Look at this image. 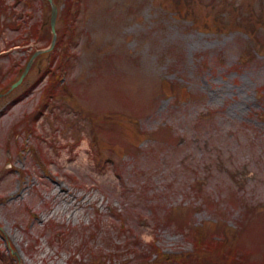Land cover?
Listing matches in <instances>:
<instances>
[{"label":"rangeland","instance_id":"rangeland-1","mask_svg":"<svg viewBox=\"0 0 264 264\" xmlns=\"http://www.w3.org/2000/svg\"><path fill=\"white\" fill-rule=\"evenodd\" d=\"M3 1L0 264H264V0Z\"/></svg>","mask_w":264,"mask_h":264},{"label":"trees","instance_id":"trees-1","mask_svg":"<svg viewBox=\"0 0 264 264\" xmlns=\"http://www.w3.org/2000/svg\"><path fill=\"white\" fill-rule=\"evenodd\" d=\"M74 0H67V7H65L66 9H64L65 13L69 10L70 8V3H73ZM4 12L5 16L8 18L5 21L3 20V18L1 19V23L3 24V22L5 24H10L11 26H18V21H16L14 19V17H10V15L8 14L9 10L7 8V4L6 2H4L3 0H0V13ZM27 33L29 36H36L37 38H49L50 37V28L48 24H45L43 22H32L30 23V25L28 26L27 29ZM59 42L61 40V36L59 35L58 38ZM48 66L44 69L43 72H46L48 75V79L46 81L47 85L45 86V91L46 93H52L54 94L56 92L57 89V85L61 84V80L60 77L63 76L62 72H61V67H62V57L60 58L59 56V52L56 51V49L54 48L51 51V57L50 60L48 61ZM62 86V85H61ZM8 85L6 82H1V86L0 89L1 90H7L8 89ZM202 242L203 240L201 238L197 239L194 245L195 249H199L202 246ZM205 244L209 245V242H206ZM155 250L158 252H162L161 249L158 246H155ZM230 251H227V254L231 255V257H236L239 256L237 254V251H235V249L230 248ZM190 257V256H189ZM191 258V257H190Z\"/></svg>","mask_w":264,"mask_h":264},{"label":"water","instance_id":"water-1","mask_svg":"<svg viewBox=\"0 0 264 264\" xmlns=\"http://www.w3.org/2000/svg\"><path fill=\"white\" fill-rule=\"evenodd\" d=\"M52 3V9H51V29H52V38H51V43L48 45L47 48L51 47L53 45V43L55 42L56 39V27H55V18H56V13H57V4L55 3L54 0H50ZM31 61V57L28 60L26 67L28 66L29 62ZM23 72L19 75V77H17L14 81L11 82L10 86L8 87V89H10L13 85H15L21 78H22ZM2 93V91H0V94Z\"/></svg>","mask_w":264,"mask_h":264}]
</instances>
